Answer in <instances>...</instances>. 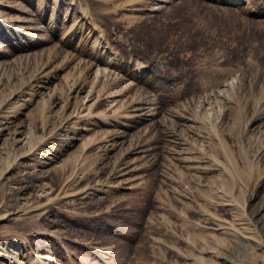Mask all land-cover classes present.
Segmentation results:
<instances>
[{
  "label": "rangeland",
  "instance_id": "1",
  "mask_svg": "<svg viewBox=\"0 0 264 264\" xmlns=\"http://www.w3.org/2000/svg\"><path fill=\"white\" fill-rule=\"evenodd\" d=\"M0 264H264V0H0Z\"/></svg>",
  "mask_w": 264,
  "mask_h": 264
},
{
  "label": "bare ground",
  "instance_id": "2",
  "mask_svg": "<svg viewBox=\"0 0 264 264\" xmlns=\"http://www.w3.org/2000/svg\"><path fill=\"white\" fill-rule=\"evenodd\" d=\"M220 2L222 3V4H224V5H226V4H228V3H231V5H236L237 6V8H238V5H241V4H243V3H246L247 2V0H220ZM261 7V6H260ZM256 11H253L252 10V12L250 11V13L253 15V13H255ZM261 12V11H260ZM256 15H258V14H256ZM29 19V18H28ZM27 19V20H28ZM30 22H32V19H31V21ZM34 23V22H33ZM30 24V23H29ZM26 27V26H25ZM29 28V27H28ZM23 29V28H22ZM31 29V28H30ZM29 30V29H28ZM33 30V29H32ZM31 30V31H32ZM28 34H26V36H27ZM30 35V34H29ZM32 35V34H31ZM31 35H30V37H31Z\"/></svg>",
  "mask_w": 264,
  "mask_h": 264
}]
</instances>
